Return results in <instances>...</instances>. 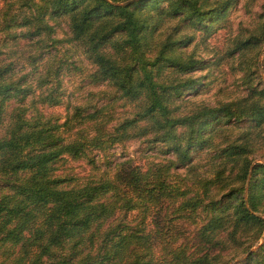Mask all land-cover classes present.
I'll use <instances>...</instances> for the list:
<instances>
[{
  "label": "trees",
  "instance_id": "trees-1",
  "mask_svg": "<svg viewBox=\"0 0 264 264\" xmlns=\"http://www.w3.org/2000/svg\"><path fill=\"white\" fill-rule=\"evenodd\" d=\"M233 1L4 0L0 264H264V84L243 63V95L181 108L198 82L186 74L203 64L185 47ZM263 41L261 21L229 52L245 57ZM56 46L80 51L107 102L48 111L65 101L69 63ZM136 136L171 156L109 158V141ZM66 159L87 171L71 173Z\"/></svg>",
  "mask_w": 264,
  "mask_h": 264
},
{
  "label": "rangeland",
  "instance_id": "rangeland-1",
  "mask_svg": "<svg viewBox=\"0 0 264 264\" xmlns=\"http://www.w3.org/2000/svg\"><path fill=\"white\" fill-rule=\"evenodd\" d=\"M3 4L4 0H0V6ZM261 21H264V0H234L228 8L227 14L215 22V28L210 35L205 36L202 31H194V37L185 48L187 51H194V55L202 59L203 64L186 74L198 77V82L193 89H190L191 92H187L182 97L184 102L181 108L186 109L193 102L217 105L243 95L246 91L243 79L244 70L241 68L243 63L250 66L252 82L264 84V41L248 50L245 57L238 54L239 52L235 54L229 52L235 37L245 36L251 31L255 32ZM62 25H64L63 22ZM185 31L191 30L185 29ZM55 32V35L58 36H62L64 33L61 27H57ZM59 49L61 48L56 46L51 48V51L56 53ZM61 50L60 53H65L69 63V68L63 71L62 77L65 101L64 104L49 107L48 111L62 116L65 114L67 101L70 104L88 100L94 104L107 102V97L103 94L106 92L100 93V91L108 90L109 87L104 84L93 85L89 82L86 73L90 66L80 51L69 47L65 48V51ZM89 90L92 91V94H88ZM120 103L115 104V109L121 112L120 114H125L123 112L126 107L120 106ZM242 125H248V122L245 120L241 123ZM108 130H112L111 126ZM234 135L235 133L232 132L230 136ZM166 148L165 144L153 142L147 136H136L118 140L113 144L109 141L106 152L113 161L131 157L135 162L144 164L150 160L160 161L171 156L164 152ZM197 151H201V149H197ZM202 156L203 154L199 155L195 160L198 161L199 173L205 176L211 163L206 158L202 159ZM254 158L259 161L263 159L259 154H254ZM67 165L71 173L83 174L88 169L84 159H66L65 166ZM183 171L184 168L179 170L181 173ZM262 240L260 239V242Z\"/></svg>",
  "mask_w": 264,
  "mask_h": 264
}]
</instances>
